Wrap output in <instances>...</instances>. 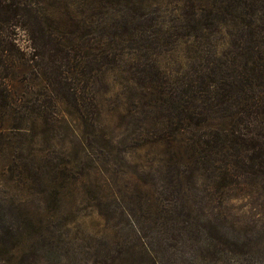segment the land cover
<instances>
[{
    "label": "trees",
    "instance_id": "trees-1",
    "mask_svg": "<svg viewBox=\"0 0 264 264\" xmlns=\"http://www.w3.org/2000/svg\"><path fill=\"white\" fill-rule=\"evenodd\" d=\"M213 1L178 0L174 8L196 45V59L182 76L147 79V71L138 66L142 83L139 88L135 83L124 119L135 134L133 148L151 156L147 161L153 166L138 157V230L134 218L129 222L138 244L91 264H164V256H171L169 264H228L259 257L264 264V0ZM108 2H125L124 12L131 16L128 25L115 21L100 27L109 30L103 39L85 24L70 32L57 30L35 0H0V146L27 136L28 114L46 126L58 119L64 123L65 115L77 121L81 142L89 139L77 153L63 149L60 156L47 158L40 157L31 139V147L20 143L19 151L9 155L11 177L41 187L44 201L59 204L68 190L79 194L90 182L99 194L106 186L107 166L122 162L99 125L93 79L115 67L124 54L120 43L135 37L137 4ZM141 2L138 53L141 44L155 48L159 43L143 29ZM226 22L229 46L218 51L210 34H218ZM20 32L27 34L32 52L18 44ZM241 199L258 207L260 231L255 226L237 230L236 220L225 226L230 217L223 209ZM101 215L108 225V215ZM23 260L0 253V264Z\"/></svg>",
    "mask_w": 264,
    "mask_h": 264
},
{
    "label": "rangeland",
    "instance_id": "rangeland-1",
    "mask_svg": "<svg viewBox=\"0 0 264 264\" xmlns=\"http://www.w3.org/2000/svg\"><path fill=\"white\" fill-rule=\"evenodd\" d=\"M35 1L41 15L57 30L70 32L85 24L94 27L96 37L103 39H106L103 35L109 32L101 29L103 26L115 21L126 22L128 25V17L131 16L124 12L125 2L115 6L108 2L110 0ZM177 1L142 0L139 9L144 13L141 19L143 29L151 33L159 43L155 48L148 43L141 44L144 47L140 46L141 51L138 53L136 0L135 37L127 43H120L124 47V54L115 67L98 73L93 79L99 125L113 139V145L118 149V158L122 157L120 164L107 166L109 174L106 176V186H103L99 194L93 193L94 188L90 182L79 194L68 190L59 204L51 200L44 201L45 193H42L41 187H27L17 177H11L7 171L9 155L19 151L20 143L23 144L22 148L31 147V139L41 149L40 157L43 158L60 156L63 149L69 154L77 153L89 141L84 139L81 142V128L77 126V121L63 115L66 118L64 123L58 119L46 126L28 114L26 116L30 120L27 123V136L21 138V141L8 139L2 142L0 253L4 256H23L21 264H91L92 259L111 256L127 246L138 244V157L145 166H153L147 161L151 156L146 158L144 151L133 148L132 139L135 134L132 133V127L125 125L127 120L124 116L129 97L135 93V83L138 82V88L142 83L138 66L147 71L146 75L143 74L147 79L158 76L174 79L182 76L186 66L196 59V45L187 36L189 30L181 26L180 12L174 9L181 4ZM209 1L214 3L213 0ZM215 3L217 5L216 1ZM230 29V24L226 22L220 27L218 34H210V41L218 51L228 48L229 38L226 31ZM17 40L24 51H33L27 34L20 32ZM115 42L119 43L117 39ZM146 62H150L152 68ZM14 86L18 87L17 84ZM145 172L154 174L148 169ZM250 202V199L231 200L225 206L226 209H223V214L230 217L225 226L228 227L236 220L237 230L255 226L260 231L257 227L259 224L255 221L259 219L257 213L260 211L258 207L249 205ZM102 213L108 215V225ZM132 218L136 229L129 224ZM32 219L39 223L31 225ZM169 258L171 260V256L168 260L164 256V264H169ZM235 261L230 260L228 264H262L263 259L259 257L242 261L236 258Z\"/></svg>",
    "mask_w": 264,
    "mask_h": 264
}]
</instances>
